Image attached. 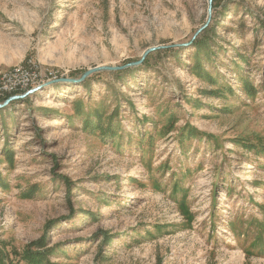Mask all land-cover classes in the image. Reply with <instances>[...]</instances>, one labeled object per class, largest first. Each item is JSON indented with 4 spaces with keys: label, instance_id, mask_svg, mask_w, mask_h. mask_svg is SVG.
<instances>
[{
    "label": "rangeland",
    "instance_id": "obj_1",
    "mask_svg": "<svg viewBox=\"0 0 264 264\" xmlns=\"http://www.w3.org/2000/svg\"><path fill=\"white\" fill-rule=\"evenodd\" d=\"M210 1L0 0V74L167 47L0 108L5 264H264V0Z\"/></svg>",
    "mask_w": 264,
    "mask_h": 264
},
{
    "label": "built area",
    "instance_id": "obj_2",
    "mask_svg": "<svg viewBox=\"0 0 264 264\" xmlns=\"http://www.w3.org/2000/svg\"><path fill=\"white\" fill-rule=\"evenodd\" d=\"M54 79L57 78L55 76L47 77L48 81ZM47 80L42 79L38 63L34 60H29L23 65H16L0 74V97L18 96L25 91L29 92L37 88L35 87L37 85L45 84L48 82Z\"/></svg>",
    "mask_w": 264,
    "mask_h": 264
},
{
    "label": "water",
    "instance_id": "obj_3",
    "mask_svg": "<svg viewBox=\"0 0 264 264\" xmlns=\"http://www.w3.org/2000/svg\"><path fill=\"white\" fill-rule=\"evenodd\" d=\"M212 1L213 0L210 1L211 4H212ZM165 48H167V47L166 46H160V47L151 48V49H149V50H147L145 52L143 58L140 61L128 64V65L123 66V67H96V68L90 69L87 72H85L80 79L59 78V79H54V80L48 81L45 84H42V85L38 86L37 88L32 89V90H30L29 92H27V93H25L23 95L10 97L9 99H7L5 101V103L3 105H0V108L10 104L13 101L22 100V99L26 98L27 96L42 90L46 86L55 85V84H63V83L78 84V83H81V82L85 81L91 75L99 73V72H103V71L115 72V71H121V70L130 68V67H133V66L141 65V64H143L144 60L147 58V56L150 53H153L155 51H158V50H161V49H165Z\"/></svg>",
    "mask_w": 264,
    "mask_h": 264
},
{
    "label": "trees",
    "instance_id": "obj_4",
    "mask_svg": "<svg viewBox=\"0 0 264 264\" xmlns=\"http://www.w3.org/2000/svg\"><path fill=\"white\" fill-rule=\"evenodd\" d=\"M217 0H214L213 2L215 3ZM208 30H204L202 36L200 38H196V40L193 42V46L194 47H200L203 45L207 44V41L205 39L206 34H207ZM147 59V58H146ZM148 63L147 60H145L143 62V66H145ZM130 69H127L125 71L122 72H117V74L120 73H125L127 71H129ZM10 96H5L3 98L0 97V100H7ZM109 131H111V128L109 129ZM37 246L38 250H34L32 247ZM41 249H44V242H36L34 244H31L29 246H27L25 248V250L22 253V260L25 261L27 264H42L44 259H42V256L45 254L42 251H40ZM0 264H5V259H4V252L3 250L0 248Z\"/></svg>",
    "mask_w": 264,
    "mask_h": 264
}]
</instances>
